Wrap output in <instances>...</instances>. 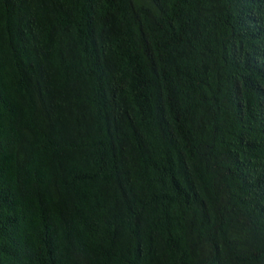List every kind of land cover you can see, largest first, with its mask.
<instances>
[{
	"label": "trees",
	"instance_id": "trees-1",
	"mask_svg": "<svg viewBox=\"0 0 264 264\" xmlns=\"http://www.w3.org/2000/svg\"><path fill=\"white\" fill-rule=\"evenodd\" d=\"M0 264H264V0H0Z\"/></svg>",
	"mask_w": 264,
	"mask_h": 264
}]
</instances>
